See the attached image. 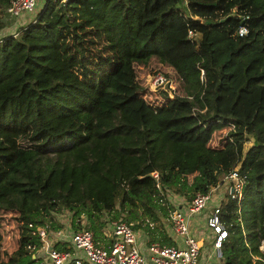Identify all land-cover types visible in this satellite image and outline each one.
Returning <instances> with one entry per match:
<instances>
[{"label":"trees","instance_id":"1","mask_svg":"<svg viewBox=\"0 0 264 264\" xmlns=\"http://www.w3.org/2000/svg\"><path fill=\"white\" fill-rule=\"evenodd\" d=\"M186 1L203 21L160 9V0H45L2 37L0 208L22 224L0 264L28 256L25 264H41L31 256L38 232L61 230L56 214L65 210L73 231L90 229L100 243L111 221L125 220L173 245L159 229L174 208L166 191L190 202L234 169L244 184L240 197L221 201L217 264H264V0ZM10 2L0 0L4 16ZM242 13L245 37L235 33ZM153 58L179 83L158 106L143 96L135 67Z\"/></svg>","mask_w":264,"mask_h":264},{"label":"built area","instance_id":"2","mask_svg":"<svg viewBox=\"0 0 264 264\" xmlns=\"http://www.w3.org/2000/svg\"><path fill=\"white\" fill-rule=\"evenodd\" d=\"M42 2V3H41ZM45 0H11L7 10L9 14L17 19H21L24 14L32 16L37 7H41ZM41 3V4H40ZM232 13H235L233 10ZM242 23L237 27L236 34L239 37L248 35L247 26L248 14H239ZM193 17V16H192ZM18 29L15 31L17 32ZM197 32L190 30L189 36H197ZM4 35L0 34V41ZM204 74V72H202ZM172 78L162 72L154 76V88L163 90V94L170 93L173 97L175 87ZM230 129L232 124H230ZM153 176L158 179V174ZM244 180L239 177L237 171L231 170L223 175L218 183L211 187L208 193L199 192L193 200L169 209V215L165 219L171 225L174 237L181 240L180 245H169L160 241H143L140 239L139 230L136 229L135 222L125 220H113L110 222V231L105 233V242H97L94 232L87 228L77 231L71 229L69 236L61 229L59 231L48 232L46 228L39 230L36 242L33 247L34 258L44 257L47 264H199L201 245L199 238L192 229V220L198 218L212 203L213 192L226 186L229 194L233 197L241 196ZM160 187V184H158ZM228 194V193H227ZM224 196L217 197L215 204L211 205L210 213L205 217L208 228L213 234L212 257L208 256L203 264H216L221 256V241L226 237V231L221 220V201ZM150 226H156V222L151 221ZM66 241L67 244L64 245ZM62 242V243H59ZM145 247V248H144ZM216 260V261H215Z\"/></svg>","mask_w":264,"mask_h":264},{"label":"rangeland","instance_id":"3","mask_svg":"<svg viewBox=\"0 0 264 264\" xmlns=\"http://www.w3.org/2000/svg\"><path fill=\"white\" fill-rule=\"evenodd\" d=\"M42 3V2H41ZM40 3V4H41ZM153 3V1L151 2V4ZM176 6V7H180L181 9L184 10L185 14L188 16H193L191 18L193 19H199L201 21H203L205 19V17H201L200 15H193L191 10L188 7V2L186 0H160V2L158 3V7L160 9H167L168 7L171 6ZM40 6V5H39ZM37 7L35 13H33L32 15H34V17L36 16L37 12L39 11L40 7ZM4 17L3 13L0 11V18L2 19ZM215 18L221 17V15H215ZM201 37V33H198L197 36L195 35L194 37H192L193 39H195L197 42L200 40ZM72 38L71 36L67 37L66 41H71ZM88 45V44H86ZM99 47H93V48H89L88 50V54L89 53H96L98 51H96ZM65 49V47H64ZM66 57H68V55L66 54ZM136 72H137V78L140 82V86L142 87V93L143 96L145 97V99L147 101H149V103H151L154 106H158V105H162L165 101H170L172 100V98H174L170 93H168L167 95L163 94V90H161L160 88H154L153 84H151L154 81V76L159 73L162 72L164 74H167L169 76V78H172L171 81L173 82V86L175 87V92H173L172 94H176V89L177 86L179 85L178 80H177V75L175 70L173 69V67L167 65V64H163L159 61V59L157 58H153L151 60V62L144 66V65H136ZM178 94V92H177ZM176 94V95H177ZM195 111V109H194ZM230 128L229 127H225L219 131H215L212 134V138H211V146H220L222 139H224L228 132H229ZM252 141V139L250 138L249 142L245 144V149L250 145V142ZM22 143H24V141H21ZM157 173L158 172H154ZM153 173V174H154ZM159 177V175H158ZM22 192H24L26 194V197H28L29 194V190L27 189V187L22 188ZM168 193V197L172 200V205L174 207H178V203H180L179 205H184L187 202H181L179 200V197H177V194L173 193L172 191H166ZM228 190L226 189V186H220V188H218L217 190H215L213 192V200H211V202L209 203H216L217 201V197L219 196H224V198L226 199L225 195L227 196ZM225 199H223V202L225 201ZM184 201V200H183ZM211 211V207H209L208 209H206L204 211V213H202L199 218L201 221L205 222L204 226L199 227L200 229H203L204 227H207V234L211 232V229L208 228L207 226V222L205 217L210 213ZM71 216L72 213H70L69 211H62L58 214H56V220L58 222H60L64 227L62 228L65 232L66 235L69 236V233L71 231L70 228V224H71ZM85 223V220L83 219V224ZM21 221L18 218V214L13 211V210H5L3 208H0V261H4L7 260L8 257L10 256V254H12L15 249L17 248L18 244H19V239H20V234H21ZM204 231V230H203ZM104 232L106 233V229L104 230ZM205 240V239H204ZM211 244L213 241V237L211 234ZM62 243V242H60ZM202 249V248H201ZM259 249L264 252V241L261 242ZM203 256V252L201 250L200 252V256ZM32 258H34L33 256V252H32ZM205 257V255H204ZM203 258V257H202ZM41 259V264H47L43 259V256H40ZM31 260V257H26L23 261L22 264H25L27 262H29ZM201 259L199 258V261ZM203 260V259H202ZM202 260L200 261L199 264H202Z\"/></svg>","mask_w":264,"mask_h":264},{"label":"crops","instance_id":"4","mask_svg":"<svg viewBox=\"0 0 264 264\" xmlns=\"http://www.w3.org/2000/svg\"><path fill=\"white\" fill-rule=\"evenodd\" d=\"M31 20H32V16L28 15L27 13L24 14L20 20L7 14L6 16H4L1 19V23L3 24V28L1 29L0 34H2V35L11 34V33L15 32L19 27H21L24 24H27ZM180 201L181 202H187L183 198H181ZM212 204H215V203H212ZM211 205L209 207H211ZM204 224H205V222L201 221L199 217L198 218L195 217L192 220L193 232L199 238V241H200L199 243L201 245V248H202L201 250L203 252V256H202L203 258H201V260L203 259L201 262L202 264L207 259L208 256L212 255V252H213V247H212L211 240H210L212 233L210 232L207 234V230H208L207 227H204L203 229L199 230V227L204 226ZM156 226H158V223H156ZM159 229H163L166 231L168 236L171 237V239L174 241L173 245H180L181 244V240L174 237V235L172 234L171 225L168 222V220L165 219V217H162V221L159 225ZM138 230H139V235H140L141 240L150 241L151 235L146 230H144V229H138ZM109 231H110V226H108V228L106 229V232L109 233ZM212 237H214L213 234H212ZM105 240L103 241V243L105 242ZM63 242L66 243V241H63ZM65 243H64V245H65ZM204 255H205V257H204ZM218 259H217V263H218ZM200 261H199V263H200ZM211 261H214L213 257H212Z\"/></svg>","mask_w":264,"mask_h":264}]
</instances>
